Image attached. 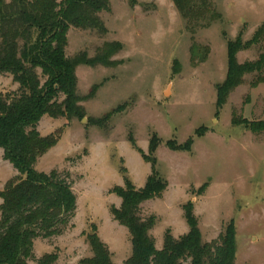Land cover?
Masks as SVG:
<instances>
[{
	"label": "rangeland",
	"instance_id": "obj_1",
	"mask_svg": "<svg viewBox=\"0 0 264 264\" xmlns=\"http://www.w3.org/2000/svg\"><path fill=\"white\" fill-rule=\"evenodd\" d=\"M209 1L218 17L208 27L189 26L171 0H109L110 10L99 14L104 34L69 29L68 58L92 59L111 42L122 49L110 58L113 65L77 66L83 119L44 116L37 125L41 136L61 135L35 170L66 178L76 210L59 236L34 240L29 264L45 255H56L54 264H80L92 257V237L107 246L114 264L130 257V235L110 214L121 204L111 190L123 186L122 168L137 189L150 174L130 135L145 154L153 135L160 142L154 157L167 189L140 207L142 218H155L149 233L156 249L166 232L176 239L188 233L183 207L191 203L202 242L217 239L232 221L235 264H264V133L231 122L233 116L264 121V84L252 88V76H246L218 111L215 88L226 76V41L239 33L243 40L251 38L264 23V0ZM260 51L239 52L237 60L254 61ZM17 89L12 76L0 75L1 93ZM117 108L101 126L89 123ZM189 140V152H174L168 145ZM16 176L0 149V191Z\"/></svg>",
	"mask_w": 264,
	"mask_h": 264
},
{
	"label": "trees",
	"instance_id": "obj_2",
	"mask_svg": "<svg viewBox=\"0 0 264 264\" xmlns=\"http://www.w3.org/2000/svg\"><path fill=\"white\" fill-rule=\"evenodd\" d=\"M189 26L208 27L217 14L209 0H171ZM134 3V0H131ZM110 10L109 0H0V75H10L18 84L13 92H0V149L3 159L17 171L0 191V264H29L33 257V242L38 238L59 236L68 226L76 210V197L70 183L57 171L42 173L35 164L60 139L61 132L41 136L37 125L42 117L81 120L85 111L77 93L78 65L110 66V58L121 51L118 42L106 43L90 59L86 55L68 58L67 33L70 28L106 32L99 16ZM260 49L256 60L239 63L237 54ZM264 23L248 40L239 33L226 41L227 71L224 81L216 85V109L220 110L246 76H252L250 86L264 84ZM93 96V91L88 94ZM62 98V100H61ZM121 108L89 123L101 126ZM233 126H242L252 133H264V121L251 122L232 118ZM129 142L150 165V174L142 188L137 189L122 168L123 186H115L111 193L121 200L119 208L111 207L115 222L130 235L131 255L124 264H235V228L231 221L211 242H202L198 222L191 203L183 207L188 225L187 234L174 238L166 232L163 246L156 249L150 231L154 216L142 218L143 203L160 198L167 182L156 170L154 153L159 145L156 135L150 139L148 154ZM176 146L171 151L189 152L192 145ZM92 257L80 264H114L107 246L90 238ZM56 255H45L37 264H54Z\"/></svg>",
	"mask_w": 264,
	"mask_h": 264
}]
</instances>
